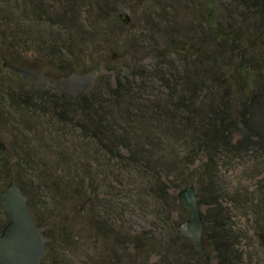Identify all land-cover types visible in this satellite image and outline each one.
<instances>
[{"label":"rangeland","instance_id":"obj_1","mask_svg":"<svg viewBox=\"0 0 264 264\" xmlns=\"http://www.w3.org/2000/svg\"><path fill=\"white\" fill-rule=\"evenodd\" d=\"M0 2H3L0 8L5 10L3 18L21 25L15 31L10 26L1 28L0 33L14 32L20 38L21 50L28 51L33 58L42 52L43 55L70 59V52L77 45L85 53L86 66L103 67L93 85L97 88L109 80L115 83L120 71L131 72L139 66L151 70L158 62L159 53L166 50L163 48L185 41L186 26L195 20L196 9L218 7L228 0H110L108 4L103 0ZM180 2L182 8L178 7ZM32 4L39 6L41 11L31 13ZM163 6L168 15L165 18L159 15ZM127 16L130 22H127ZM115 52L118 53L116 58L113 57ZM55 76L58 75L50 74V78ZM0 77L4 79L1 98L7 92L5 89L21 85L16 74L6 68ZM140 82L136 81V85L146 99L155 100L167 95L159 80L149 81L153 84L148 88ZM171 102L175 104L176 100ZM77 107L74 105L71 110ZM124 110L122 105L109 106V111L117 116L121 125L125 121ZM44 111L47 113L36 116L33 122L32 119L23 121L8 99L0 103V191L12 179L16 180L32 203L42 231L48 230L51 220H59L61 227L66 226L63 235L66 242L58 241L51 230L48 237L44 236L45 244L50 243L51 247L46 249L43 264H168L169 253L165 252V247L172 241L182 252L184 249L189 252V243L179 237L182 234L178 226L187 221L191 213L180 202V192L189 185L196 186L204 217L212 216L218 200L204 177L209 159L206 148L196 152L184 137L170 134L155 120H149L147 127H131L135 150L153 157L150 175L158 174L168 187L171 196L164 209L152 189L147 187L152 181L146 176L138 180L136 176L129 177L122 163L112 159L95 138L86 136L78 127L80 116L63 123L51 105L48 104ZM131 113L139 116L140 112ZM146 115L151 119L154 113ZM13 127L25 132L26 149L20 152L12 149ZM217 165L221 183L219 202L241 236L238 248L246 263L264 264V249L260 247L253 227L257 205L262 208L264 218V154L253 153L233 164L229 157L220 158ZM79 187L82 196L70 195L69 189ZM94 217L109 220L121 233L123 243L117 245L102 236ZM5 220L0 206V228ZM174 222H177L176 228ZM111 254L123 263L109 261ZM170 255L173 258V251ZM192 256L193 263L203 264L196 255ZM216 262L214 260L212 264Z\"/></svg>","mask_w":264,"mask_h":264},{"label":"trees","instance_id":"obj_2","mask_svg":"<svg viewBox=\"0 0 264 264\" xmlns=\"http://www.w3.org/2000/svg\"><path fill=\"white\" fill-rule=\"evenodd\" d=\"M103 1L108 4L110 0ZM178 7L182 8V2ZM165 10L164 6L160 8L159 15L161 14L162 18L168 16ZM40 11L39 6H30L31 13ZM4 12L5 10L0 8V30L8 26L12 31L19 30L21 25L7 22V18H3ZM196 15L195 20L186 26L188 32L185 41L163 48L166 50L159 53L158 62L151 70L139 66L134 67L131 72L120 71L115 83L109 80L104 86H92L75 101H68L51 89L34 88L16 75L21 85L19 88L5 89L7 92L3 98L0 96V103L8 99L23 121L32 119L33 122L36 116L45 115L47 111L44 110L48 104L60 122L69 123L80 116L78 127L86 136L95 138L112 159L122 163V168H126L129 177L136 176L138 180L146 176L152 181L147 183V187L152 189L164 209L171 196L168 187L158 174L150 175V159L153 157L135 150L130 136L131 127H147L149 120H155L159 127L170 134L184 137L189 146L195 147L196 152L206 148L209 159L204 177L213 196L218 197L211 212L212 216L204 217L203 238L209 255L199 253L189 239L178 233L179 237L189 243L190 253L188 249L182 252L172 241L165 247V252L169 253L166 261L168 264H195L193 254L203 261V264H212L214 260L217 264H249L245 262L243 253L238 248L241 236L230 223L227 210L219 202L221 183L217 176V162L220 158L229 157L233 164L253 153L264 154V0H228L221 2L218 7L203 6L196 9ZM18 33L20 35V32ZM19 39L14 32L0 33V73L5 69V62L31 66L48 76L81 73L83 70L99 66H86L85 53L79 50L77 45L76 48L73 46L70 59L43 55L42 52H38V57L33 58L28 51L21 50ZM171 56L173 58H170ZM0 78L2 90L4 79ZM155 79L160 81L167 95L155 100L144 98L145 94L137 87L136 81L140 80V83L145 84L144 88H148L153 84L149 81ZM173 99L176 100L175 104L171 102ZM74 105L78 107L71 110ZM111 105L124 107L125 121L122 125L119 124L117 116L109 111ZM135 110L140 112L139 116L131 113ZM147 113L154 115L150 119ZM17 129L13 127L11 131L12 149L20 152L26 149L25 132ZM123 150L127 152L123 153ZM146 155L148 161L145 159ZM18 186L25 195L23 186ZM69 193L82 196L80 187L69 189ZM81 200L84 204V198ZM28 204L35 222L41 227L32 203L28 201ZM257 207L253 227L260 247L264 249V218L261 216L262 208L260 205ZM168 214L171 216V212ZM94 221H97V230L107 240L117 245L123 243L121 233L109 220L94 217ZM6 223L7 220L1 225L0 234ZM176 224L177 222H174L175 228ZM65 227H61L59 220H51L43 235L48 237L51 230L56 233L58 241L66 242L63 236L67 231ZM48 247L50 249V243L46 244V249ZM172 251L173 258L170 255ZM109 257V261L123 263L113 254Z\"/></svg>","mask_w":264,"mask_h":264},{"label":"water","instance_id":"obj_3","mask_svg":"<svg viewBox=\"0 0 264 264\" xmlns=\"http://www.w3.org/2000/svg\"><path fill=\"white\" fill-rule=\"evenodd\" d=\"M127 22H130L128 16ZM117 56L118 53L115 52L113 57ZM4 67L32 87L51 89L68 101L78 100L86 94L103 70L99 65L81 73L73 72L50 78L41 70L15 62H5ZM179 199L183 207L191 213L187 221L179 224L180 233L194 244L199 253L208 256L203 238L205 220L198 202L196 186L189 185L184 188L179 194ZM0 206L7 219L0 234V264H43L46 254L43 231L35 222L27 196L22 193L16 180L12 179L0 191Z\"/></svg>","mask_w":264,"mask_h":264}]
</instances>
